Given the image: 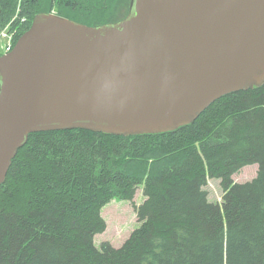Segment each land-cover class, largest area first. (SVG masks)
I'll return each mask as SVG.
<instances>
[{
  "label": "trees",
  "instance_id": "16d2710c",
  "mask_svg": "<svg viewBox=\"0 0 264 264\" xmlns=\"http://www.w3.org/2000/svg\"><path fill=\"white\" fill-rule=\"evenodd\" d=\"M126 4L108 7L94 25L113 22ZM100 5L0 0V30L10 22L17 39L36 13L52 10L97 21L91 15ZM251 164L253 178L233 179ZM211 179L219 181V202L209 199ZM138 190L139 226L119 246L97 247L102 207L132 201ZM0 264H264V83L225 94L165 132L30 133L0 184Z\"/></svg>",
  "mask_w": 264,
  "mask_h": 264
},
{
  "label": "water",
  "instance_id": "95a60500",
  "mask_svg": "<svg viewBox=\"0 0 264 264\" xmlns=\"http://www.w3.org/2000/svg\"><path fill=\"white\" fill-rule=\"evenodd\" d=\"M264 83V0H130L88 25L38 12L0 54V184L33 132L160 133Z\"/></svg>",
  "mask_w": 264,
  "mask_h": 264
},
{
  "label": "rangeland",
  "instance_id": "374dc122",
  "mask_svg": "<svg viewBox=\"0 0 264 264\" xmlns=\"http://www.w3.org/2000/svg\"><path fill=\"white\" fill-rule=\"evenodd\" d=\"M100 1H101V5L97 11V16L91 15V18L97 19V21H86L89 19H81L82 22H84L85 24L88 23V25L89 24L94 25L95 22H100L101 18L104 16L108 7H110V9L112 10V7L115 6L119 0H100ZM125 2H127V4L126 6L124 5L125 7L119 11V14H117L118 16L115 15L112 16L111 11H109V15L111 13L110 20L112 21H114L115 19L118 20L117 18H119L123 13H125V11L128 8L129 0H125ZM73 15H75L73 18L78 19L80 17V14H73ZM18 31H19L18 27H16L15 25L11 27L10 25V30L8 34L12 38H14L15 35H17ZM0 52H1V41H0ZM256 169H257L256 164L244 166L236 174L233 175V179L237 182L250 180L255 176ZM206 189L209 193V199L211 201L219 202L221 200L222 190L220 188L218 180L216 179L209 180ZM143 198L144 197L141 193V190H138L132 201L112 198L102 207L101 215L105 220L106 229L105 231L95 236L94 242L97 247H100V244L102 242H109L114 246H119L129 236V234L133 231V229L139 226V223L137 221L135 206H137L140 202H142Z\"/></svg>",
  "mask_w": 264,
  "mask_h": 264
},
{
  "label": "built area",
  "instance_id": "2783aa9c",
  "mask_svg": "<svg viewBox=\"0 0 264 264\" xmlns=\"http://www.w3.org/2000/svg\"><path fill=\"white\" fill-rule=\"evenodd\" d=\"M1 49L3 51H9L13 45V39L8 34L7 27L0 31Z\"/></svg>",
  "mask_w": 264,
  "mask_h": 264
},
{
  "label": "bare ground",
  "instance_id": "6f19581e",
  "mask_svg": "<svg viewBox=\"0 0 264 264\" xmlns=\"http://www.w3.org/2000/svg\"><path fill=\"white\" fill-rule=\"evenodd\" d=\"M197 117H198V116H197ZM23 145H24V144H23ZM23 145H22V146H23ZM22 146H21V147H22ZM16 154H17V153H16ZM14 157H15V156H14Z\"/></svg>",
  "mask_w": 264,
  "mask_h": 264
}]
</instances>
